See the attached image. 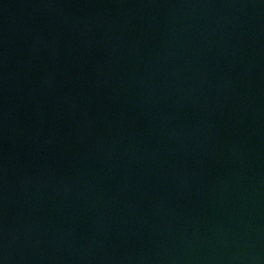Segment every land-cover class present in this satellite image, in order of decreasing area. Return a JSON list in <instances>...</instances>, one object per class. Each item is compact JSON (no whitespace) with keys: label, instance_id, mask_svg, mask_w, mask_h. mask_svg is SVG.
I'll use <instances>...</instances> for the list:
<instances>
[{"label":"water","instance_id":"95a60500","mask_svg":"<svg viewBox=\"0 0 264 264\" xmlns=\"http://www.w3.org/2000/svg\"><path fill=\"white\" fill-rule=\"evenodd\" d=\"M0 264H264V0H0Z\"/></svg>","mask_w":264,"mask_h":264}]
</instances>
